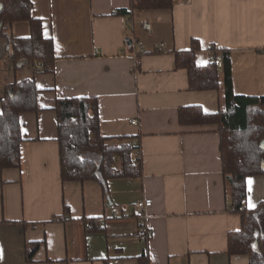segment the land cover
<instances>
[{
  "label": "crops",
  "instance_id": "1",
  "mask_svg": "<svg viewBox=\"0 0 264 264\" xmlns=\"http://www.w3.org/2000/svg\"><path fill=\"white\" fill-rule=\"evenodd\" d=\"M32 3L56 59L52 74L31 64L16 68L0 34V106L6 85L34 79L39 90V111L18 117L20 167L0 170V264H139L144 253L149 264H249L248 256L227 254L240 217L227 209L216 127L178 122L182 107L217 112L220 93L190 91L174 55L195 40L201 66L213 49L229 50L234 94L264 95V0H173L171 9L129 16L117 12L130 0ZM10 35L29 37V23H14ZM70 98H95L101 135L140 148V178L111 179L106 194L95 181L62 182L54 107ZM246 190L243 208L256 209L264 176L247 177ZM145 198L152 206L143 223L133 209ZM84 220L97 229L88 232ZM144 224L146 243L133 237Z\"/></svg>",
  "mask_w": 264,
  "mask_h": 264
},
{
  "label": "trees",
  "instance_id": "2",
  "mask_svg": "<svg viewBox=\"0 0 264 264\" xmlns=\"http://www.w3.org/2000/svg\"><path fill=\"white\" fill-rule=\"evenodd\" d=\"M172 6L173 0H130L129 8L117 14L129 16L134 11L171 9ZM18 22L29 23V37L10 35L13 24ZM0 25V34L6 38L16 68L41 65L39 73L54 72L53 41L43 37L42 20L33 17L32 0H0ZM127 45L131 48V41ZM198 50V43L193 40L188 50L176 52L175 68L186 71L190 91L219 92V107L211 114L199 106L182 107L178 110V122L181 126L216 127L222 175L228 187L227 209L240 217V229L227 235V254L248 256L249 264H264V203L253 210L243 208L246 178L264 176V95L234 94L229 50L213 49L211 61L201 66L195 61ZM38 92L34 79L4 88L0 106V170L20 167V146L24 138L18 117L20 113L39 111ZM97 108L95 98L56 101L60 178L62 182H98L106 194L109 180L142 176L141 152L139 147L132 146L130 138H117L111 144L112 138L102 136ZM68 214L64 207V217ZM84 221L89 225L88 232L97 229L96 221ZM36 248L37 245L28 250V261ZM137 260L139 264H149L148 253Z\"/></svg>",
  "mask_w": 264,
  "mask_h": 264
},
{
  "label": "built area",
  "instance_id": "3",
  "mask_svg": "<svg viewBox=\"0 0 264 264\" xmlns=\"http://www.w3.org/2000/svg\"><path fill=\"white\" fill-rule=\"evenodd\" d=\"M131 47L132 48H137L138 51L142 50V43L140 42H132L131 43ZM163 49V45L160 46V50ZM137 50L134 49L132 56L137 59L138 58V53ZM218 66H220V61L217 62ZM37 70H41V65H36L35 66ZM131 123L133 125H136V121L132 120ZM152 206V200L145 198L139 202H137L134 206L133 209V213L136 216L137 219H139L140 221H142L143 223L146 221L147 219V211L148 209H150V207ZM239 211H242V209L240 208ZM149 231L148 228L145 226V224L143 226H140L136 232L134 233L133 237L139 241V242H143L146 243L149 240Z\"/></svg>",
  "mask_w": 264,
  "mask_h": 264
},
{
  "label": "snow or ice",
  "instance_id": "4",
  "mask_svg": "<svg viewBox=\"0 0 264 264\" xmlns=\"http://www.w3.org/2000/svg\"><path fill=\"white\" fill-rule=\"evenodd\" d=\"M249 183H251V181H249Z\"/></svg>",
  "mask_w": 264,
  "mask_h": 264
}]
</instances>
